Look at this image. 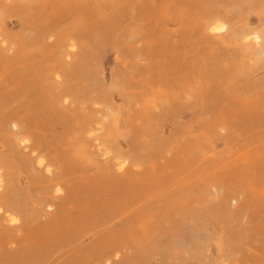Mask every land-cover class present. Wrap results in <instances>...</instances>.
<instances>
[{
    "label": "rangeland",
    "instance_id": "obj_1",
    "mask_svg": "<svg viewBox=\"0 0 264 264\" xmlns=\"http://www.w3.org/2000/svg\"><path fill=\"white\" fill-rule=\"evenodd\" d=\"M1 2L13 202L49 180L8 145L23 117L63 193L47 215H0V264H264V53L241 52L264 0Z\"/></svg>",
    "mask_w": 264,
    "mask_h": 264
},
{
    "label": "bare ground",
    "instance_id": "obj_2",
    "mask_svg": "<svg viewBox=\"0 0 264 264\" xmlns=\"http://www.w3.org/2000/svg\"><path fill=\"white\" fill-rule=\"evenodd\" d=\"M2 0H0V7H3V9L6 10V7H9V6H6V4L2 3L1 2ZM27 2V1H26ZM33 4V3H32ZM75 4V2H74ZM16 5V3H15ZM22 5V6H21ZM21 5H17L18 8L21 6L23 7L24 4H21ZM30 5V4H28ZM27 5V6H28ZM6 6V7H5ZM12 7V5H10ZM15 6V7H16ZM8 9V8H7ZM22 9V8H21ZM9 10H12L9 9ZM1 12V11H0ZM7 13V12H6ZM5 16V15H4ZM217 25V22L216 20H211L207 23V31L209 33H215L217 30L218 31H224L226 29V25H219V26H216ZM233 25V24H232ZM243 27V26H242ZM231 28V27H230ZM240 28V27H239ZM262 28V27H261ZM264 28V27H263ZM232 29V28H231ZM230 29V30H231ZM236 28L232 29L235 31ZM245 30V29H244ZM242 31V30H241ZM256 31V30H255ZM243 32V31H242ZM247 32V31H246ZM228 33V32H227ZM233 33V32H232ZM231 33V34H232ZM236 33V32H234ZM245 33V32H244ZM248 33V32H247ZM238 34V33H237ZM74 35V34H73ZM239 35V34H238ZM61 37V36H60ZM72 39V37H71ZM238 39V38H237ZM242 43H241V48H242V51L241 49H239L241 52L245 53V54H249V55H256L258 56V54H262L264 53V31L262 32V34H258V33H253L252 35L251 34H247L245 36H243V38L241 39ZM58 41V40H57ZM63 41V40H62ZM80 42V41H78ZM78 42L76 43L78 45ZM65 45V44H64ZM79 46L83 47L82 44H80ZM78 46V48H79ZM58 47V46H56ZM60 47V46H59ZM71 47V50H73L74 46H70ZM63 49V48H62ZM60 50V49H58ZM57 50V51H58ZM63 51H65L63 49ZM67 51H70L67 50ZM79 51V50H78ZM54 52H56L54 50ZM80 52V51H79ZM82 52V51H81ZM80 52V53H81ZM58 53H61V52H58ZM57 52L54 54V56L56 57V54L58 56H60ZM79 53V54H80ZM51 54V53H50ZM77 54V55H79ZM76 55V57H77ZM52 58H53V55L51 54ZM80 56V55H79ZM78 56V57H79ZM78 59V58H76ZM80 59V58H79ZM60 60V59H59ZM72 61V60H71ZM58 62V61H57ZM56 63V62H55ZM73 63V62H72ZM75 63L77 64L78 62L75 61ZM80 63V62H79ZM74 64V67L75 65ZM73 67V66H72ZM76 68V67H75ZM66 71V69H65ZM69 70H67L64 74V76H66V74L68 75V72ZM75 71V70H74ZM71 73V71H70ZM69 73V74H70ZM72 75V74H71ZM69 77V76H68ZM64 80V78H63ZM66 81V80H65ZM67 82V81H66ZM69 83V82H68ZM68 83H67V86H68ZM71 83V82H70ZM62 84V83H61ZM73 84V83H72ZM64 86H66V84H64ZM72 86V85H71ZM69 87V86H68ZM72 88V87H71ZM34 89V88H33ZM66 89V88H65ZM73 89V88H72ZM53 90V89H52ZM33 91V90H32ZM38 91V89H37ZM51 91V90H50ZM62 91V89H61ZM60 91V92H61ZM65 91H68V90H65ZM52 92V91H51ZM54 92V91H53ZM52 92V93H53ZM56 92V91H55ZM64 92V91H63ZM30 93V92H29ZM28 93V94H29ZM58 93V92H57ZM55 94V93H54ZM31 95V94H30ZM76 95V94H75ZM80 95V94H79ZM74 96V95H73ZM78 96V95H77ZM26 97V96H25ZM80 96H78L79 98ZM56 98V97H55ZM77 98V97H76ZM28 99V98H27ZM30 99V98H29ZM37 101V97L35 98ZM41 99V98H40ZM59 99H61V97H59ZM75 99V97H74ZM32 100V99H31ZM35 100V101H36ZM57 100V99H56ZM56 100H54L56 102ZM26 101V100H25ZM34 100H32V102H35ZM37 101L35 103H37ZM53 101V102H54ZM46 101L44 100V103ZM50 102V101H49ZM47 102V103H49ZM66 102V100H65ZM43 102L40 103L39 105V108L36 110V111H41V110H45L44 106L45 105ZM68 103V102H66ZM72 103V102H71ZM26 105H28L27 108H31L30 107V104H31V101L29 100L28 102H25ZM33 104V103H32ZM38 104V103H37ZM51 104V103H50ZM47 105V104H46ZM45 105V106H46ZM53 105V104H52ZM50 105V106H52ZM55 105V103H54ZM75 105V104H74ZM64 106H66L64 104ZM25 107V106H24ZM60 107H63V105H61ZM26 108V107H25ZM36 108V106H34V109ZM49 108V107H48ZM53 108V106L51 107ZM50 108V109H51ZM56 109V108H55ZM60 108H58L59 110ZM54 110V109H53ZM53 110H50L51 112ZM34 111V110H33ZM35 112V111H34ZM6 119V118H5ZM4 119V120H5ZM18 119V117H17ZM22 119L25 121H27V119L25 117L19 119L18 122L16 121H11V119H9V121H11V126H13L11 128L10 131L12 132H15L14 136H12L11 134V138L9 140V144L10 147L12 149H14L16 152H15V156L16 158L18 159V164L19 165H22L24 168H30V167H33L35 166L36 168H39L37 169L38 170H42V172L48 174L47 175V179L48 182L44 185V187H39L37 188L33 193L34 195L31 196V199L29 200V202L27 201H23V203H20V201L18 203H14L13 200L14 199H18V195H17V192L15 193V185H14V181H13V171H14V164L13 163H9L8 160L5 158H0V215L2 216L3 220H4V223L7 224V225H10V226H13V225H16L18 223V218L14 215V213H17V210L16 208H19V214L21 213L22 215H26V216H29L30 213H32V210L35 211V210H39L38 213H41L40 215H43L45 212H46V215L48 214L47 212H52L56 209V202L54 200H57L61 197V193H63V189H62V179H61V170L58 168V164L57 162L55 161V159H47L46 160V156L44 153L41 152V150H39V148L37 146H35L34 144L31 143L33 137L30 136V131L27 129H25V127L29 124L27 123L26 126L24 127L23 123H22ZM112 120V119H111ZM114 120V119H113ZM2 122V121H1ZM97 122V120H96ZM115 122V120L113 121ZM9 122L7 121H3V123L1 124L3 126V124H7L8 125ZM108 124V123H107ZM110 124V123H109ZM112 124V123H111ZM0 125V126H1ZM91 125V124H90ZM106 125V122H104V125ZM114 125V124H113ZM1 126V127H2ZM94 128V127H93ZM97 128V127H96ZM103 128H106V127H103ZM112 128V127H111ZM2 129V128H0ZM8 129H10L8 127ZM89 129V128H88ZM95 129V128H94ZM97 130V129H96ZM100 130V129H99ZM3 131V130H2ZM2 132H0L1 134ZM5 133V132H4ZM9 133V132H8ZM7 133V135H8ZM11 133V132H10ZM9 133V134H10ZM19 133V134H18ZM91 134V133H90ZM4 136H6V134H3ZM8 137V136H7ZM6 137V138H7ZM110 137V136H108ZM112 137V136H111ZM97 139V138H96ZM7 140V139H6ZM101 140V139H100ZM112 140V139H111ZM106 141V140H105ZM104 141V142H105ZM34 142V141H33ZM103 142V141H102ZM101 142V143H102ZM6 143V142H5ZM28 143L30 144L31 143V146L28 145ZM98 143V142H97ZM106 144V143H105ZM111 144V143H109ZM33 145V146H32ZM97 147H100L99 144L96 145ZM133 146V145H132ZM26 150V152H24V150ZM105 149V148H104ZM103 149V150H104ZM135 151H136V148H134ZM10 151V150H9ZM37 152V154H36ZM137 152V151H136ZM107 153V152H106ZM8 154V153H6ZM9 155V154H8ZM106 154H104L105 156ZM10 165V167H9ZM56 167L54 168V170L52 169V167ZM16 167V166H15ZM119 168H122V166H119ZM32 169V168H31ZM34 169V168H33ZM36 170V169H35ZM31 177V176H30ZM36 181V180H35ZM34 181V182H35ZM32 182V181H31ZM36 183V182H35ZM34 183V184H35ZM62 183V184H61ZM17 184V183H16ZM33 185V184H32ZM41 188V189H40ZM32 193V194H33ZM30 194H28L29 196ZM49 195H52L53 198L52 200L49 198L50 196ZM21 196V194H19V197ZM51 196V197H52ZM33 198V199H32ZM51 200V201H50ZM44 204V207H42L41 205ZM27 206H30L31 210L29 207ZM13 209V210H12ZM44 211L41 212V211ZM16 211V212H15ZM37 213V214H38ZM43 213V214H42ZM20 214V215H21ZM34 214V213H33ZM18 215V214H17ZM35 216V215H34ZM45 216V215H44ZM22 217V216H21ZM36 218L37 215H36ZM40 219V217H39ZM225 259V258H223ZM226 261V260H224ZM230 262V261H229ZM228 263V260L227 262ZM229 264V263H228Z\"/></svg>",
    "mask_w": 264,
    "mask_h": 264
}]
</instances>
